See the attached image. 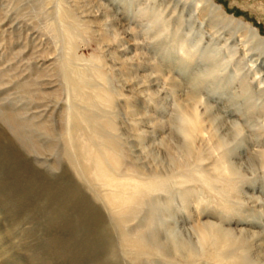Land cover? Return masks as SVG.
I'll list each match as a JSON object with an SVG mask.
<instances>
[{
    "label": "rangeland",
    "instance_id": "rangeland-1",
    "mask_svg": "<svg viewBox=\"0 0 264 264\" xmlns=\"http://www.w3.org/2000/svg\"><path fill=\"white\" fill-rule=\"evenodd\" d=\"M3 113L0 264H264V0H0Z\"/></svg>",
    "mask_w": 264,
    "mask_h": 264
},
{
    "label": "bare ground",
    "instance_id": "bare-ground-1",
    "mask_svg": "<svg viewBox=\"0 0 264 264\" xmlns=\"http://www.w3.org/2000/svg\"><path fill=\"white\" fill-rule=\"evenodd\" d=\"M2 106V105H1ZM4 106V105H3ZM9 107V106H8ZM7 107V108H8ZM21 109V108H20ZM19 113V112H18ZM23 118L22 120H20L18 118V116L14 113H3V114H0V129H1V132L0 133H5L4 135H7V138L9 139V142L14 145L16 144L17 147L16 149L19 150V151H23V149L25 150L28 145L27 143H29L28 140H26V136L27 135L26 133H24V129L26 127V124L23 122ZM185 129L188 130V133H190L189 131H192L194 128H195V123L194 121L190 120L189 122H187V126L184 127ZM7 133V134H6ZM187 133V135H188ZM2 135V134H1ZM29 136H31V134H29ZM28 136V137H29ZM6 139V137L4 138ZM33 142V141H32ZM31 142V143H32ZM30 143V144H31ZM35 143V142H34ZM34 145V144H33ZM22 149V150H21ZM32 154V153H31ZM29 156V155H28ZM102 169V168H101ZM102 171V170H101ZM105 171V170H103ZM100 172V171H99ZM106 172V171H105ZM104 172V173H105ZM103 173V172H102ZM101 173V174H102ZM103 175V174H102ZM108 175V174H107ZM106 173H105V176H107ZM104 176V175H103ZM224 236H226L224 234ZM230 264H241V261H238V262H232ZM244 264H247V263H244Z\"/></svg>",
    "mask_w": 264,
    "mask_h": 264
}]
</instances>
